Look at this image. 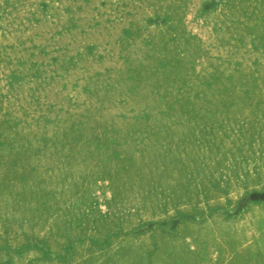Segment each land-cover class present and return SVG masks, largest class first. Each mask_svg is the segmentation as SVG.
Instances as JSON below:
<instances>
[{"label":"rangeland","instance_id":"obj_1","mask_svg":"<svg viewBox=\"0 0 264 264\" xmlns=\"http://www.w3.org/2000/svg\"><path fill=\"white\" fill-rule=\"evenodd\" d=\"M0 264H264V0H0Z\"/></svg>","mask_w":264,"mask_h":264}]
</instances>
